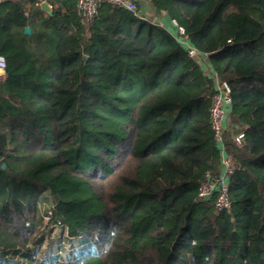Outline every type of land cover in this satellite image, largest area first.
I'll use <instances>...</instances> for the list:
<instances>
[{"label": "trees", "instance_id": "16d2710c", "mask_svg": "<svg viewBox=\"0 0 264 264\" xmlns=\"http://www.w3.org/2000/svg\"><path fill=\"white\" fill-rule=\"evenodd\" d=\"M133 1L140 18L102 3L88 24L76 0L0 6V264H264V0ZM216 82L227 211L196 196L220 169ZM46 197L44 227L79 243L66 260L33 261Z\"/></svg>", "mask_w": 264, "mask_h": 264}, {"label": "built area", "instance_id": "2783aa9c", "mask_svg": "<svg viewBox=\"0 0 264 264\" xmlns=\"http://www.w3.org/2000/svg\"><path fill=\"white\" fill-rule=\"evenodd\" d=\"M17 0H0V6L4 3H14ZM107 3L112 6L122 8L134 16L140 18L137 5L133 0H76V13L82 24H88L98 13L99 6ZM179 33L183 30L179 28ZM190 55H194L193 50H189ZM5 59L0 55V72H4ZM230 104V89L224 82H216V92L211 98L209 110L210 127L214 134V139L221 146L220 169L217 173L207 171L196 190V196L200 200H207L214 197V208L217 211H227L230 208L228 195V182L230 176L237 170V164L233 157L224 150L222 133L224 130L225 106ZM243 135L238 134L235 141L239 143ZM50 210L45 212L43 219L48 222Z\"/></svg>", "mask_w": 264, "mask_h": 264}, {"label": "rangeland", "instance_id": "374dc122", "mask_svg": "<svg viewBox=\"0 0 264 264\" xmlns=\"http://www.w3.org/2000/svg\"><path fill=\"white\" fill-rule=\"evenodd\" d=\"M146 15V14H145ZM144 15V17H145ZM147 16V15H146ZM180 34V33H179ZM50 197H46L45 201H43V207L41 208V211L39 213V218L37 220V226L40 231H43L45 235L44 236V241L42 245L39 246H32L31 248V253L35 256L33 261L43 259L45 256H53V257H60V260H66L69 258V251L78 246V241L74 240L72 241H67L65 239L66 234L65 230L60 228L59 226H45L47 222L43 219V216L45 215V212L47 211V208L49 207V200ZM72 242V243H70ZM12 255H9L7 257H2L3 259L5 258H11ZM13 261L22 263L26 262V260L21 256L19 257H13Z\"/></svg>", "mask_w": 264, "mask_h": 264}, {"label": "crops", "instance_id": "0c3cea01", "mask_svg": "<svg viewBox=\"0 0 264 264\" xmlns=\"http://www.w3.org/2000/svg\"><path fill=\"white\" fill-rule=\"evenodd\" d=\"M139 4V7H140V11H141V14L144 16L145 14L147 16H150L151 15V12L149 10V8L147 7L146 4H143V2H141V0H136ZM40 4H29L27 6V15L29 17V19L32 21V23H39L41 20H43L45 17L47 16H50L51 14H49L48 12L42 10L40 8ZM50 8V11L52 13V8L49 6ZM145 15V16H146ZM158 20V23L165 27V28H169V23H168V20L165 18V17H161L160 19H157ZM4 72H0V76L3 75Z\"/></svg>", "mask_w": 264, "mask_h": 264}, {"label": "water", "instance_id": "95a60500", "mask_svg": "<svg viewBox=\"0 0 264 264\" xmlns=\"http://www.w3.org/2000/svg\"><path fill=\"white\" fill-rule=\"evenodd\" d=\"M40 8H41L42 10L48 12L49 14H51L50 8H49V6H48L45 2H42V3L40 4ZM29 32H30L29 28H28V27H25V28H24V33H25V34H29ZM2 168H4V165H2Z\"/></svg>", "mask_w": 264, "mask_h": 264}]
</instances>
